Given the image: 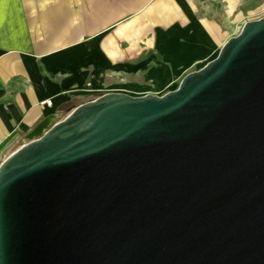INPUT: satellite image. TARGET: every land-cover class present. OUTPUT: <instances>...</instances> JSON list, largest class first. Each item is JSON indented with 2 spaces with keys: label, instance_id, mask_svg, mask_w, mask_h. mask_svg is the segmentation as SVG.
Returning a JSON list of instances; mask_svg holds the SVG:
<instances>
[{
  "label": "water",
  "instance_id": "1",
  "mask_svg": "<svg viewBox=\"0 0 264 264\" xmlns=\"http://www.w3.org/2000/svg\"><path fill=\"white\" fill-rule=\"evenodd\" d=\"M25 139L0 163V264H264V16L176 89Z\"/></svg>",
  "mask_w": 264,
  "mask_h": 264
},
{
  "label": "crops",
  "instance_id": "2",
  "mask_svg": "<svg viewBox=\"0 0 264 264\" xmlns=\"http://www.w3.org/2000/svg\"><path fill=\"white\" fill-rule=\"evenodd\" d=\"M221 1L235 9L237 0H0V163L62 107L129 93L143 77L155 94L211 60Z\"/></svg>",
  "mask_w": 264,
  "mask_h": 264
},
{
  "label": "rangeland",
  "instance_id": "3",
  "mask_svg": "<svg viewBox=\"0 0 264 264\" xmlns=\"http://www.w3.org/2000/svg\"><path fill=\"white\" fill-rule=\"evenodd\" d=\"M227 5H228L227 3L221 1V16L219 18L222 24L221 25L222 31L220 33V36L223 44L229 38L236 36L240 32L244 22L255 20L264 16V0H237L235 9L233 8L231 10L229 9L227 10L228 7ZM218 51L219 50L215 52L213 58L217 56ZM205 64L195 65L192 67V70H197L202 66H204ZM181 78L182 77H179L178 79L172 81L167 88L164 89L156 88L154 85L151 88H153V90H157L155 95H162L166 93L167 90L170 91L176 89ZM135 82H138L139 85L134 86L135 88L129 90L128 91L129 93L126 94H129L131 96H142L148 93L154 94L147 90V88L150 87L149 86L150 83L148 82V80H145L144 77L142 80H136ZM75 107H72L67 111H66V106L62 107L59 110V119L62 120Z\"/></svg>",
  "mask_w": 264,
  "mask_h": 264
},
{
  "label": "built area",
  "instance_id": "4",
  "mask_svg": "<svg viewBox=\"0 0 264 264\" xmlns=\"http://www.w3.org/2000/svg\"><path fill=\"white\" fill-rule=\"evenodd\" d=\"M41 105H51V100H43L40 102Z\"/></svg>",
  "mask_w": 264,
  "mask_h": 264
}]
</instances>
